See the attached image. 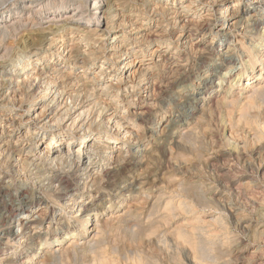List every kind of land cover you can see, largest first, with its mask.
Segmentation results:
<instances>
[{
  "label": "rangeland",
  "instance_id": "rangeland-1",
  "mask_svg": "<svg viewBox=\"0 0 264 264\" xmlns=\"http://www.w3.org/2000/svg\"><path fill=\"white\" fill-rule=\"evenodd\" d=\"M228 1H232V0H220L216 6L212 5L211 7L208 5H199L198 6L199 12L197 11L195 15H190V16L185 15V17H182V16L178 17L176 15L177 12L184 11L185 6L187 5V3H190L191 0H181L180 5H174V6L166 5L164 7H168L169 10L170 8H173V7L174 9L170 11L169 10L167 11V9H164L163 12H160L159 7L161 6V4L160 2H158V0H153V1L151 0L150 1L149 0H141V1L139 0H110L108 5L106 4V7L104 8V10L106 9L104 13L108 14L109 17L113 16L115 18L111 19L109 23L105 22L106 20H104L103 24L99 26V29L101 31L100 30L97 32L94 31L96 27L94 23L86 24L85 22H76L74 25V29H73V30L77 29V33H75V35L77 36V39L75 41H79V39L82 38V35L85 32L86 41H84V43L82 42L83 45L89 42L92 46L91 49L93 47H96L95 51L106 50V52H108L109 50L107 48H112V46L114 45L122 44L123 47L120 48L119 50L114 51L113 56H111L110 60L107 58H103L101 53L100 54L95 53L89 56V55H85L84 51L80 53L77 51H74L73 54H77V53L79 54L78 67L69 66V67L63 68L67 71V73H63V72L57 73L56 70L52 67H48L47 69L44 68L45 63H37L38 58H39V55L37 53L39 51L38 49L37 50L34 49L35 51L32 50L31 53L29 54L30 60L27 61V65L31 69L29 70L25 69L27 70L25 72H27L30 75L31 74L30 72H32V70L34 71L35 69L36 71L34 72V74H31L33 77L35 76V73L39 72V74L38 73L37 74H38V77L40 78L38 79L39 81L37 80L36 84L37 83L38 84L34 86L35 88L33 87L32 89L31 88L28 89L29 84H27L26 92L18 93L17 91H18L19 86L18 84H16L18 83V81L15 80L17 78H13V80L8 81L9 86L11 87L10 89L6 88L7 85H3L6 82H2L0 78V82H1L0 83V114L1 115L4 114L3 116H0V120H1V125H0V142H1L0 143V153H1L0 155V166H1L0 168V186H1L0 193L4 194L6 198L8 197L7 199L5 198L0 204L1 210L2 209L4 210V208L7 210V212L5 213L6 217H4L1 224L4 229H7L9 227L13 229V231H15V233L17 234L18 232L17 225L20 224L19 221L21 219L20 215L26 216L28 214L31 217L29 218L33 219V222L28 223L27 227L26 226L22 227L23 234L25 233V236H26L23 238V240L27 242H25L22 246H20V249H22V251L24 250L23 251L24 254L16 255V258L18 261L19 260L22 261L23 259H26L27 256L28 258L32 257V255H34L37 249L40 248V244L44 243L45 239H49L51 235L49 234L47 235L46 233L48 231L47 230L48 224L51 223L50 226H52V228L54 229L56 226L63 223V220L67 218L65 216V212L66 210L68 211V208H70L69 204H71L72 202L71 199L74 202V200H76L77 197L83 195L84 197L82 196L81 199H84L86 202H88L89 206H93L92 200H95L94 196L101 195V200L96 199V202L100 203L98 208L102 206L108 207L110 206L109 201L110 200L112 201V198H114V195L119 190L120 185L122 187L130 185L129 187L131 189L133 188L132 194L129 196V198L127 197L125 199L122 207H118L117 209H115L114 213H108V214L106 213L103 216L101 215L100 217L101 219L99 220V222L95 219V217H93L94 224L92 225V227H95V223L97 222L102 225L101 227L102 229L100 231V234L96 235L97 237L94 235L96 233V230L93 234L92 233L90 234L91 242L95 244L94 246V244H91L90 242V247L92 248V246H94L95 248L93 250H95L96 247L100 245L99 248H101L102 246L103 249L97 248L98 251L95 250L96 252H94L89 246L87 247V245L82 243V240L83 242L84 240H86V238H84L86 237V235H84L86 234V232H81L80 235H83V236L82 237L79 236V238L78 237L76 238V241L77 242L79 241L78 242L79 245L76 246L77 248L72 247L73 249L76 250L77 256L74 255L73 253V251L75 252V250H71L72 254L70 253L69 251L70 248L68 249L69 253L66 252L62 257H60L59 255L60 251H55L56 255L58 254V257L57 256L53 257V255H50V253H46L47 256H45L46 255L44 252L45 248L41 245L42 247L40 251L41 253L44 254L43 255L40 253L42 255V258L47 257L46 261L48 264H55V263L62 264V260L64 259L63 257L65 256L66 258L64 260L66 259L67 260L63 261V264H103V263L106 264L107 262H108L107 264H113V263L115 264H139V263L153 264L154 261L156 260L158 261V262H155L156 264L158 263L159 264H176V263L177 264H215V263L216 264H264V97H261V95H263L262 92H264V86L263 88L261 87L259 89V91L263 90L261 93L259 92L261 94L260 96H259V93L257 94L258 97L254 93H252L253 89L256 87H259V85L261 84V83L258 84L259 82H262V84L264 85V77L256 81L257 84L254 85L252 90L250 91L248 89L243 90L244 92H246L245 93L246 96L248 97L253 96L252 100H253V103L256 105H254L252 102L251 104H247L248 101L250 102V98L249 99L246 98L247 100H245V98H243L245 97V94L241 99H238V101H231V103L233 102L235 104L232 103L231 105L230 101L226 102L222 98H223V95L228 94V92H230L229 90L232 88V84L231 83L224 84L227 78L219 79L218 77L220 75L218 70H220L222 66L221 65L222 64L221 58H222L224 60V63L225 62L231 63L233 61L236 63L235 64L236 66H233L230 69V72L226 75L232 81L234 77L236 76V73L238 71L241 72V74L239 75L240 81H238L237 85H235V87H237L239 90L237 89L236 91L234 89H231V92L237 93L238 91L241 90L240 88H242L244 85L246 86L247 84L245 81H247L250 78V75L251 76L255 75V79L258 78L259 72L261 71V69L259 68L260 66L255 65L252 71L248 73L247 72L244 73L241 71V63H242L241 61L242 59L246 57L244 49L245 47H248V45L250 44L252 35L257 36V34L259 33L258 32L259 30L255 28L264 27V24H263L264 18L262 16L261 17L259 16V9H260L259 4H256V2L254 3V0H251L250 4L246 1L245 3H243V5L239 7L240 10H243V11L245 10L244 12H246V15L238 18V20H240V23H238L234 27L235 30L231 27H226V26H225L226 27L225 29L220 30V27L222 25H225L224 20L226 19V17L220 18V16H222L223 13L225 12L224 4L227 3ZM155 2H157L159 5L155 4ZM11 3L12 2H9L8 4H11ZM74 3H75L74 7L78 6L76 1H74ZM156 8L159 11L158 13L156 12L157 11ZM205 12L207 13L205 14ZM125 13L126 15H123ZM185 13H188V12L186 11ZM210 13H212L213 15ZM255 13L256 15L254 16L253 14ZM145 15H147L148 17ZM203 15H205V17ZM186 18L187 19L192 18L193 23L197 21V23H195L197 26L195 27L192 24H188V27L186 28L187 30L185 29L183 31L182 33L183 35L180 38L176 39L177 41L176 42L174 41V38H177V37L176 36L173 37V35L175 34L174 26H176V23L178 22L183 24L184 21L182 19H186ZM194 19H195V22H194ZM143 21L146 22L144 25H143ZM158 22L160 23V26ZM198 23L201 25L203 24V26L199 25L198 27ZM128 25H130L131 27L130 26L128 27ZM43 26L47 27L48 25H43ZM60 26H61V23L57 25L55 31H58ZM141 27L142 29L140 30V33L138 36L145 35L147 33V30H149L148 33L146 34V35L149 34L148 35L149 39L145 38V40L143 41L140 47L139 46L136 47V45L135 47L134 46L131 48L128 47V45H126L127 41H129L131 45H134L136 43L135 41L133 42V40L130 41V40L124 39L125 34L130 35L131 33L136 32ZM154 29H155V32H154ZM194 29L195 30L197 29V30L195 31ZM192 32H194L196 36V38L192 40V42L195 41L194 45L190 43L191 40L188 39L187 37V36H190V33ZM33 34L36 35L38 34V32L35 31ZM44 34L46 36L49 35L48 37H50V34L48 32ZM135 35L136 34H134L133 37H138L137 35L136 36ZM40 36L41 35H38V37ZM23 38L26 39L27 41L26 35ZM170 39L171 40L173 39L172 43H170L171 42ZM147 40H150V41L148 42ZM242 41L244 42V45ZM69 42L72 43V41H69ZM22 43L23 42H20V49H21V46L24 47L25 45V44L23 45ZM82 43H81V46H83ZM157 46H160L159 48L160 53L163 51L162 53H165V55L167 56L165 60L158 61L159 59H161V57L159 56V53H157L156 54L157 56H155L153 60L143 62L141 66H139L141 62L137 64L132 63L129 67L130 70H128L132 74V77H130V80L132 81L133 79V82H130V84L132 86H135L136 84L135 92L136 91L140 92L143 90L144 85H145V82L143 81H146L147 76L149 77L153 75V79L154 80L156 79L155 80L156 87L152 88L153 92L152 90L150 92L152 94L151 95L152 97L150 100L146 101V103L148 102V105H149V111L146 114L147 117L145 116L142 119L144 121L140 120L138 117L134 115L133 113L134 110L132 111L131 116H129L128 113L125 112L126 121L128 122L131 120L132 122H134L132 123L133 127H131V131L132 132L135 131L134 133H138L142 137L143 140L145 139L144 141L142 140L141 143L139 142L135 143L134 141L135 138H133L135 135L134 133L129 135L128 133H126L127 130H123V129L120 130L116 126L117 121H121L122 124L125 123L123 122L125 121V119H121L120 117H116V116H119V115L122 116L124 114L122 112H124L123 109H125L126 105H124L122 102H124L123 100L129 97L124 94L132 92L130 88L127 91L119 90L120 93H119V96L117 97L119 101H116V102L113 101L112 98L118 92V90L116 89L117 87H115L116 85L115 81L117 80V77H119L120 75L119 72L121 71L118 69V67L124 64L123 63L124 59H122L123 55L125 56V58H127V61L130 59L128 62L134 61V59H138V57L141 58L142 56L143 58H147L148 60L150 56L146 57V55H140L141 52L146 51L148 47L157 48ZM174 46L178 47L179 49L175 48ZM97 47L98 48L101 47V48L97 50L98 49ZM183 47L184 49L182 50ZM221 47L223 48L222 51H221L222 49ZM69 48L70 47H68V49ZM29 49L27 50L29 51ZM139 49H141V51ZM136 51L138 52L137 56H132L131 54ZM33 52H36V54H34ZM15 55H16V52L14 53L13 56L9 57L7 61H9L11 58L15 59L16 58ZM80 55L82 58L80 57ZM92 55L99 56V59H94ZM71 57L73 56H68L66 59L62 60L65 63V65L71 64L70 62ZM228 66H225V68L227 69ZM225 68L223 67L222 70L226 71ZM110 70H112L115 73L113 74V76L110 75L111 73H113V72H110ZM52 71L57 74V75H55V73L53 74L56 76V77L54 76L55 78L53 77L54 79L48 77V74L53 73ZM138 71L141 73H139ZM18 72L19 71L17 70L15 73H18ZM85 72L87 73V75L83 76L82 74H84ZM151 72H154V73L151 74ZM99 74H103V75L100 77ZM137 74H141V75L138 76ZM162 74H163V77H162ZM200 74H204L203 77H201L203 80H197V77H200ZM8 76L9 75H2L3 79H12L10 78V76L9 77ZM57 76L58 77L60 76L58 80H56ZM138 77H141V78H138ZM48 80L49 82L52 81L53 83V84L51 83L49 87L45 86V82ZM75 81L79 82L78 86H80V89L82 88V95L87 94V91H89L88 94L91 96L84 98L83 103L85 105L83 106V104H79L75 106L76 109L73 108L74 103L71 102V100H69L68 104L70 105V108H72V110L70 111L72 112V114H69L71 115V118L70 116L67 117L65 119V122H67V124L71 123L72 125L74 122V119L76 118V116L78 115L80 111L87 110L88 108L89 110L93 109L94 111L91 117L89 118L90 121L87 120L89 121L88 123L87 121H85V119L83 121H79L77 127L79 125H83L79 127L81 128L80 130L77 129L76 126H75L76 127L75 131L73 132L72 130L68 131V129L65 128V130L68 132L67 134L71 133V134H74L75 136L82 134L83 132L82 127L83 128L85 126L87 127V125H84L87 123V124H91L92 126L91 128L102 126L106 130L105 135H108L107 136L108 138L105 137L104 141L99 140V142L96 141L90 144L88 143L85 145L78 146L80 148L79 157L76 151L77 146L75 145L68 146V139H66L63 142V144L60 145V148L58 149H55L56 143L50 144L52 142L43 141L42 142L43 145L47 142L46 144L48 145V147L46 148V150L50 149L47 152V154L50 155V158L51 157L53 158V156L55 157L57 155H65V156L70 157V159L67 160L68 162L60 164V166L56 165L60 167V169H57V167L53 168L54 163L52 161H49V162L45 161L43 159L44 157L43 155H41L42 156L41 157L39 154L35 153V151H32V149H34V146L36 145V137H37L36 132L44 129V127H41V126H43L45 121L48 122V120L51 119L53 114L55 113H56V115H54L56 117L55 119H57L58 116H60V114L64 115L65 113V110L64 109L62 110L63 108V106H61L62 102L59 101L60 102L59 104L58 101L56 102L53 101V98L57 95L55 91L57 90V88L60 91L62 90L71 91L72 86L75 83ZM220 81H221L222 86L218 85ZM112 82L114 83V87H115V88L113 87L114 89L113 91L112 89H110V86H109ZM83 83L85 84V86ZM205 85L211 87L212 92H208L207 93L208 97H206L205 99L202 98V100L198 102L197 107L192 108L191 104L197 101L196 98L198 96L202 95L203 89H205ZM47 87L49 88V90H52V93H51L52 95L50 94L46 96L44 94L45 88ZM14 88H16V91ZM248 92H251V94ZM35 93L41 96H38L39 98H37V101L34 102L33 104L34 107L30 109L29 113H26L27 112L26 108L30 107L29 99L31 100ZM74 94H76V92H74ZM219 97H220V101H219ZM80 98L82 99V96ZM104 104H106V106ZM161 104L163 105L168 104V106L170 105L171 109L167 112L168 114L166 117V121H164L163 123H160V126L158 128L159 131H157L158 132L157 134V132H153L154 128L152 126L153 125L152 122L158 118L156 114L159 113V110H160L159 106ZM54 107H56L57 112L54 111V113H52L51 108H54ZM115 113H116V116L115 118H113V114ZM118 113L119 115H117ZM201 115L203 116L201 117ZM29 117L30 119L38 118L36 120L37 122H31L29 126L26 125L25 119L28 120ZM5 118H8V119H5ZM55 119L53 118L51 122L56 123L57 120ZM65 122L61 121L60 127H58L59 125L57 127L52 126L53 129L49 131L55 132V131L61 130L63 126L68 128ZM14 127L15 128L19 127L20 129L16 130L14 129ZM10 128L11 129L13 128V129L10 130ZM121 135H123V137ZM123 138L127 139L130 143H124ZM131 138H133L134 140L133 139L131 140ZM147 140H150L152 143L151 151L150 150L146 151L142 149V147H144V145L148 142ZM110 141H114L115 145L116 143H121V145L124 146L122 150L126 152L125 155L128 153L127 156L129 157L126 159L125 162H123V164L121 163L119 165H116L113 169L109 170L110 172L108 171L103 176L104 180L101 183H98L96 187H94L96 190H92L91 192H84V187L87 184L86 181H84L85 180L84 177H86L84 174L87 172L86 170L87 168L85 167H91L93 169L94 168L98 169L99 167L98 163L96 165L94 164L90 165L89 161L98 160L100 162V159H98L99 158L98 156L102 155V150L106 149L104 144ZM46 144L45 146H47ZM46 150L44 149V151ZM154 150L156 151V153ZM44 151H42V153H44ZM68 151L70 153H68ZM103 154L105 156L108 155L107 152ZM115 154H116V151L114 152V155ZM142 154L145 155V158H143ZM136 157L140 159V161L137 162L138 164L134 160ZM18 158L20 160L21 159L23 160L21 161L17 160ZM136 171L141 172V173H137ZM99 173H102V172L99 171ZM31 174H32V177H35L34 183H31V181L26 180L28 179V176H31ZM56 175L58 176L61 175L62 178L57 179ZM167 175L169 178L167 177ZM171 176H174V177H171ZM80 177L81 179L82 178L83 179L82 180L79 179ZM169 179L171 180L169 181ZM139 180H143V181H139ZM137 183L138 184L142 183V184L138 185ZM179 185L181 187L183 185L185 186H183L184 188L183 187L181 188ZM139 189H141V191H139ZM190 190H194L195 193H193L194 191L190 192ZM119 191L121 192L123 190H119ZM23 192L24 193L28 192L27 195H29V197L26 198L27 200H25V197L22 198L24 194ZM162 192L165 193V195L163 194V197H162ZM186 192H189V193H186ZM175 193H177L178 196H175L176 195ZM139 197H141V199H139ZM160 199H163V200H160ZM179 199H180V202H179ZM178 204L179 206L181 204L183 205H181L178 208ZM11 206L15 207L12 209L13 212L16 208L19 209V212L13 215L14 213L11 212L9 208ZM163 207H165V209ZM77 208L79 210L81 206L80 207L75 206L74 210H76ZM173 208L176 210L174 211ZM182 210H184V212L186 213H184ZM169 211L171 212L173 211L174 213H171ZM123 212H126V215L127 214L129 215L126 216L125 213ZM36 213H44V214L46 213L47 215L45 216V218L41 219L39 217L37 218ZM150 214L153 215V217H150L149 216ZM116 215H117V218H116ZM119 215L121 216L119 217ZM170 215H173V216H170ZM161 216H163V218H161L162 220H158V221L155 220L156 217L157 219H160L159 217ZM103 217L107 220H105ZM137 217H138V220L135 219ZM204 217H206L207 219ZM214 217L215 219H213ZM165 218H166V221L168 220L167 222L164 220ZM60 219L62 220V222ZM108 219L109 220L111 219L110 222ZM133 219H135V221ZM152 220L153 221L155 220L153 224H152ZM88 222L89 221L85 222L84 228L88 227ZM138 223H141V224L143 223V225L138 224ZM135 224L136 226L139 225V227L138 226L136 227ZM109 225H110V228H109ZM33 226H40V227L33 228ZM155 226L157 227L159 226V228ZM186 226L187 228H185ZM194 226L196 228H194ZM141 227L142 228L145 227V228L142 229ZM152 227L156 229H153ZM189 227L191 228L188 229ZM205 227L207 228L205 229ZM133 228L136 230H134ZM137 228L142 229V230H139ZM131 229H133L132 230L133 234H131ZM177 229L178 230L181 229V230L178 231ZM196 229L198 231H196ZM134 231H136V233H134ZM139 231H142V232L139 233ZM177 231L181 233H178V235H176ZM103 232H104V235H103ZM149 232L151 234H149ZM153 232H156V233L152 234ZM4 233L6 232L3 231L1 233V237L3 238L5 237ZM194 233L196 234L200 233V234L197 236ZM223 234L224 235L226 234V235L224 236ZM146 235H148L150 238H148V236ZM180 235H181V238L185 242L183 240L180 241L181 239V238L179 239ZM214 235L216 238H214ZM10 237L12 238V239L10 238L9 240V242L11 243L9 242L1 243V248L6 250V254L11 252L12 249L10 250L9 246L13 244L16 240L15 239L16 236L13 235ZM93 237L94 238L96 237L95 238L96 240H94ZM98 237H100L101 239H99ZM196 238H198V240ZM206 238L208 240L211 239L210 240L211 242L208 241ZM87 239L89 240L90 238H87ZM103 239H105V241ZM97 240L99 241V243L96 242ZM101 240H103L104 242L103 241L101 242ZM191 240L193 242H189ZM134 242L136 244H134ZM189 244L191 246H189ZM67 246H64V247H67ZM193 246H195L196 249ZM60 247L61 246H57L56 248V246H54L53 251L55 249L58 250ZM86 247L88 248L89 251L87 250ZM28 248H32V249L27 251ZM197 248L199 249L197 250ZM225 248L227 250H225ZM50 249H52V247ZM90 249L92 251H90ZM193 249H195L194 251L196 250L197 251L194 252ZM102 250H104L105 253L107 254L103 253L104 251L102 252ZM224 250L227 251L228 253L227 252L224 253ZM97 252H98V255H97ZM99 253L101 254L103 253L104 256L108 255L107 257L106 256L105 257L107 259L109 258V260H107L103 256V254L99 255ZM196 253L200 255L198 254L196 255ZM204 253L206 257L204 256ZM92 254L94 255L96 254L97 256L95 255L94 258H92L93 256ZM72 255H74L75 257ZM221 255H223V257ZM100 256L101 257L103 256V257L101 258ZM147 256H149V258L151 259H149ZM112 257H115V258L112 259ZM58 258H61V260L59 261L60 263H58ZM91 258L95 260L92 261ZM97 258L101 259L102 261L101 260L100 262L99 260L97 261L96 260ZM127 258L128 260H126ZM136 259H138V263ZM112 260H114L115 262L114 261L113 263L109 262ZM51 261H55V262L52 263ZM89 261H92L93 263ZM130 261L132 262L130 263Z\"/></svg>",
  "mask_w": 264,
  "mask_h": 264
},
{
  "label": "bare ground",
  "instance_id": "bare-ground-1",
  "mask_svg": "<svg viewBox=\"0 0 264 264\" xmlns=\"http://www.w3.org/2000/svg\"><path fill=\"white\" fill-rule=\"evenodd\" d=\"M74 1H76L77 2V5L78 6H75L74 7V5H75V3H74ZM139 1H141V0H139ZM150 1V0H149ZM151 1H153V0H151ZM197 1H198V3H197ZM220 0H205V1H203V0H191V2L190 3H187V5L185 6V8H184V11H182V12H180V11H175V12H177V16L179 17H185V15H188V16H190V15H195V13H197V11L199 10L198 9V6L199 5H208V6H212V5H217V3L219 2ZM248 2L249 4L251 3V0H232V1H228L227 3H225L224 4V7H225V12L223 13V15L222 16H220V18H224V17H226V19L224 20V23H225V25H222L221 27H220V30H223V29H225L226 27H231V28H233L234 29V27L238 24V23H240V20H238V18L239 17H243L244 15H246V12H244L243 10H240V6L241 5H243V3H245V2ZM9 2H12L11 4H8ZM110 2V0L109 1H107V0H0V78H1V81L2 82H6L5 84H3V85H7V87L6 88H11L10 86H9V83H8V81L9 80H13V78H17V79H15V80H17L18 81V83H16V84H18V86H19V88H18V93H25L26 92V85L27 84H29V88L28 89H32L35 85H37L36 84V82H37V80L40 78V77H38V74H39V72H37V73H35V76L33 77L31 74H34V72L36 71L35 69H34V71L32 70V72H30L31 74L29 75L27 72H25V71H27V70H29V69H31V68H29L28 67V65H27V61H29L30 60V56H29V54L31 53V51L32 50H37L38 49V55H39V58H38V62L37 63H45V65H44V68H48V67H52V68H54L55 70H56V72L58 73V72H63V73H67V71L65 70V69H63V68H66V67H69V66H73V67H78V65H79V54L77 53V54H73V52L74 51H77V52H85V55H91V54H102V57L103 58H107V59H111V56H113V52L114 51H116V50H119L120 48H122L123 47V45L122 44H120V45H114V46H112V44H111V46H112V48H107L109 51L108 52H106V50H103V51H95V48L96 47H93L92 49H91V44L89 43V42H87V44H84L83 45V43H84V41H86L85 40V36H86V34H85V32L83 33V35H82V38H78L79 39V41H75L76 39H77V36L75 35V33H77V29L76 30H73L74 29V25H75V23L76 22H85L86 24H92V23H94V25L96 26L95 27V30L94 31H99L100 29H99V26H101L102 24H103V21L104 20H106L105 22H108L109 23V21L111 20V19H113V18H115V17H113V16H110L109 17V15L108 14H106V13H104V11L106 10H104V8L106 7V4L108 5V3ZM114 2V1H113ZM158 2H160V4H161V6L159 7V9H160V12H163V10L164 9H167V11L169 10V8L168 7H164V6H166V5H180V3H181V0H158ZM162 2V3H161ZM189 2V1H188ZM256 2V4H259L260 5V9H259V16L261 17H263L264 18V0H254V3ZM117 3V2H116ZM121 3V2H120ZM148 3V2H147ZM153 3V2H152ZM155 4H157V5H159L157 2H155ZM248 4V5H249ZM8 5V6H7ZM151 5V4H150ZM149 5V6H150ZM163 5V6H162ZM133 6V5H132ZM148 6V5H147ZM221 6V5H220ZM110 7V6H109ZM113 7V6H112ZM131 7V6H130ZM124 8V7H123ZM135 8V7H134ZM138 8V7H137ZM153 8V7H152ZM143 9V8H142ZM145 9V8H144ZM147 9V8H146ZM149 9V8H148ZM172 9H174V7L173 8H170V10H172ZM212 9V8H211ZM114 10V9H113ZM137 10V9H136ZM156 10H157V8H156ZM169 10V11H170ZM177 10V9H176ZM139 11V10H138ZM144 11V10H143ZM188 12V13H185V12ZM124 12V11H123ZM157 13L159 12L158 10L156 11ZM173 12V11H172ZM174 12V13H175ZM184 12V13H183ZM199 12V11H198ZM212 12V11H211ZM142 13V12H141ZM146 13V12H145ZM207 12H205V14H206ZM208 13H209V11H208ZM120 14V13H119ZM118 14V15H119ZM210 14H212V13H210ZM121 15V14H120ZM123 15H126V13L125 14H123ZM144 15V14H143ZM163 15V14H162ZM213 15V14H212ZM254 16L256 15V13L255 14H253ZM252 15V16H253ZM122 16V15H121ZM139 16V15H138ZM145 16H147V15H145ZM204 17H205V15H203ZM120 17V16H119ZM124 17V16H123ZM148 17V16H147ZM166 17V16H165ZM201 17V16H200ZM215 17V16H214ZM128 18H130V17H128ZM177 18V17H176ZM188 18V17H187ZM186 18V19H187ZM136 19V18H135ZM161 19V18H160ZM182 19L183 21H184V23L182 24V23H180V22H178V23H176V26H174V32H175V34L173 35V37L174 36H176L177 38H174V41H176V39H178V38H180L183 34V31L188 27V24H192L193 26H197L195 23H197V21L195 22V19H194V22L195 23H193V20H192V18L190 19ZM202 19V18H201ZM200 19V20H201ZM208 19V18H207ZM247 19V18H246ZM137 20V19H136ZM135 20V21H136ZM158 20V19H157ZM177 20V19H176ZM175 20V21H176ZM181 20V21H182ZM243 20V19H242ZM129 21H130V19H129ZM145 21V20H144ZM143 21V25L146 23V22H144ZM203 21V20H202ZM247 21V20H246ZM167 22V21H166ZM177 22V21H176ZM199 22V21H198ZM210 22H211V20H210ZM217 22V21H216ZM256 22V21H255ZM61 23V26H60V28H59V30L58 31H55V29H56V27H57V25L58 24H60ZM112 23V22H111ZM128 23V22H127ZM132 23V22H131ZM135 23V22H134ZM159 23V22H158ZM157 23V24H158ZM200 23V22H199ZM198 23V27H199V25H201V24H199ZM246 23V22H245ZM85 24V25H86ZM164 24V23H163ZM223 24V23H222ZM263 24H264V22H263ZM43 25H48L47 27H44ZM221 25V24H220ZM261 25H262V23H261ZM88 26V25H87ZM105 26V25H104ZM130 25H128V27H129ZM134 26V25H133ZM158 26V25H157ZM159 26H160V23H159ZM164 26V25H163ZM201 26H203V24L201 25ZM226 26V27H225ZM91 27V26H90ZM117 27V26H116ZM131 27V26H130ZM138 27V26H137ZM150 27V26H149ZM260 27V26H259ZM167 28H169V27H167ZM94 29V28H93ZM129 29V28H128ZM135 29V28H134ZM142 29V27L141 28H139L136 32H134V33H131L130 35L129 34H125V38L124 39H126V40H130V41H132L133 40V42L135 41V43L136 44H134V45H131V43L129 42V41H127L126 43V45H128V47H135V45H136V47L137 46H141L142 45V43H143V41L145 40V38H147V39H149L148 38V35H146L147 33H148V31L149 30H147V33L145 34V35H141V36H138L139 35V33H140V30ZM156 29V28H155ZM155 29H154V32H155ZM199 29V28H198ZM255 29H258L259 31V33L257 34V36H253L252 35V39H251V42H250V44L248 45V47H245V54H246V57L244 58V59H242V63H241V71L242 72H244V73H248V72H250V71H252L253 69H254V66L255 65H259L260 67V69H261V71L259 72V75H258V78H256L255 79V75L254 76H251L250 75V78L247 80V81H245L246 82V86L244 85L242 88H240L241 90L240 91H238L237 93L236 92H231V89H234V90H236L237 91V87H235V85H237V82L238 81H240V74H241V72L240 71H236L235 73H236V76L234 77V79H233V81L230 79V78H228L226 75L230 72V69L233 67V66H236L235 64V62L233 61V62H231V63H228V62H225L224 63V60L221 58V61H222V66H221V68H220V70H218L219 71V79L221 78V79H223V78H227V80H225L226 82L224 83V84H232V88L229 90L230 92H228V94H225V95H223V98L222 99H224L226 102L228 101H230V103H231V101H238V99H241L243 96H244V94L246 93V92H244L243 90L244 89H248L249 91L250 90H252L253 89V87H254V85H256L257 83H256V81L258 80V79H262L264 76H262V75H264V27H260V28H255ZM261 29V30H260ZM81 30V29H80ZM131 30V29H130ZM136 30V29H135ZM164 30V29H163ZM187 30V29H186ZM195 30V29H194ZM197 30V29H196ZM195 30V31H196ZM235 30V29H234ZM246 30H247V28H246ZM35 31H37L38 32V34H33ZM84 31V30H83ZM101 31V30H100ZM159 31V30H158ZM169 31V30H168ZM171 31V30H170ZM239 31V30H238ZM253 31V30H252ZM26 32V33H25ZM46 32H48L49 34H50V37H48V36H46L44 33H46ZM79 32V31H78ZM142 32V31H141ZM145 32V31H144ZM143 32V33H144ZM152 32V31H151ZM164 32V31H163ZM223 32V31H222ZM81 33V32H80ZM79 33V34H80ZM125 33V32H124ZM142 33V34H143ZM157 33H159V32H157ZM165 33V32H164ZM232 33V32H231ZM237 33V32H236ZM245 33H246V31H245ZM244 33V34H245ZM99 34V33H98ZM123 34V33H122ZM134 34H136L138 37H133V35ZM26 35V37H27V41H26V39H24L23 37ZM38 35H41L40 37H38ZM135 35V36H136ZM233 35V34H232ZM248 35V34H247ZM99 36H101V35H99ZM122 37V36H121ZM188 37V39H190L191 41H190V43H192V45H194L195 43V41H193L192 42V40L193 39H195L196 38V36H195V33L194 32H192V33H190V36H187ZM234 37V36H233ZM256 37V38H255ZM154 38V37H153ZM172 38V37H171ZM199 38V37H198ZM215 39V38H214ZM245 39V38H244ZM99 40V39H98ZM171 40V39H170ZM69 41H72V43H70ZM74 41V42H73ZM104 41V40H103ZM122 41V40H121ZM148 42L150 41V40H147ZM161 41V40H160ZM172 41H173V39L171 40V42L170 43H172ZM20 42H23L22 44L24 45V47H22L21 46V49H20ZM83 42V43H82ZM105 42V41H104ZM177 42V41H176ZM215 42V41H214ZM70 43V44H69ZM81 43H82V45L83 46H81ZM102 43V42H101ZM179 43V42H178ZM231 43V42H230ZM242 43H243V45H244V42L242 41ZM93 44V43H92ZM117 44V43H116ZM125 44V43H124ZM247 45V44H246ZM98 46V45H97ZM148 46H149V44H148ZM169 46V45H168ZM197 46V45H196ZM240 46V45H239ZM68 47H70L69 49H68ZM106 47V46H105ZM108 47H109V45H108ZM175 47V46H174ZM194 47V46H193ZM30 48V49H29ZM98 48V47H97ZM99 48H101V47H99ZM99 48L97 49V50H99ZM160 46H157V48H151V47H148V49L146 50V51H142L141 52V54L140 55H146V57L147 56H150V58H148V60H147V58H143V56L141 57V58H139L138 57V59H134V61H131V62H128L127 61V58H125V56L123 55V57H122V59H124V64L122 65V66H120V67H118V69L119 70H121L120 72H119V77H117V80L115 81V87H117L116 89L118 90V92H117V94L112 98L113 99V101H119V99L117 98L118 96H119V93H120V91L119 90H123V91H127L129 88L132 90V92L131 93H125L124 95H126V96H129V97H127L125 100H123L124 102H122L124 105H126V107H125V109H123L124 110V112H122V113H124L122 116H120L119 115V113L117 114V115H119V116H116V113L115 114H113V118H115V116L116 117H120L121 119H125V112H127L128 113V115L129 116H131V113H132V111H133V113H134V115L136 116V117H138L140 120H142L145 116H146V114H147V112L149 111V105H148V102L146 103V101H148V100H150L151 99V90H152V88H154V87H156V85H155V80L153 79V75L152 76H147L146 77V81H143V82H145V85H144V88H143V90L142 91H140V92H135V86H136V84H135V86H132L131 84H130V82H133V79H132V81L130 80V77H132V74L128 71V70H130V65L133 63H140V65L139 66H141L142 64H143V62H146V61H150V60H153L154 59V57L155 56H157L156 54L157 53H159V56L161 57V59H159L158 61H162V60H165L166 58H167V56L165 55V53H160ZM175 48H178V47H175ZM222 48V47H221ZM27 49H29V51L27 50ZM136 49V48H135ZM179 49V48H178ZM184 49V47L182 48V50ZM197 49V48H196ZM199 49V48H198ZM216 49V48H215ZM240 49H241V47H240ZM34 50V51H35ZM140 51H141V49H139ZM176 50V49H175ZM189 50V49H188ZM188 50H186V51H188ZM223 50V48L221 49V51ZM121 51V50H120ZM174 51V50H173ZM172 51V52H173ZM16 52V58L15 59H10L9 61H7L8 59H9V57H11V56H13L14 55V53ZM171 52V53H172ZM175 52V51H174ZM200 52V51H199ZM34 54H36V52H33ZM189 53V52H188ZM70 54V55H69ZM125 54V53H124ZM129 54V53H128ZM137 54H138V52L136 51V52H133L131 55L132 56H137ZM175 54V53H174ZM187 54V53H186ZM195 54V53H194ZM197 55V54H196ZM68 56H73V57H71V60H70V62H71V64H69V65H65V63L62 61V60H64V59H66ZM93 56V55H92ZM189 56V55H188ZM191 56V55H190ZM225 56V55H224ZM35 57V56H34ZM33 57V58H34ZM80 57H81V55H80ZM204 57V56H203ZM82 58V57H81ZM93 58L94 59H99V56H93ZM92 58V59H93ZM158 58V57H157ZM163 58V59H162ZM234 58V57H233ZM183 59V58H182ZM230 59V58H229ZM101 60V59H100ZM116 60V59H115ZM169 60V59H168ZM185 60V59H184ZM205 60V59H204ZM156 61V60H155ZM167 61V60H166ZM91 62H93V61H91ZM113 62V61H112ZM163 62H165V61H163ZM179 62V61H178ZM177 62V63H178ZM205 62V61H204ZM203 62V63H204ZM258 62V63H257ZM37 63H36V65H37ZM74 63V64H73ZM103 63V62H102ZM152 63H154V62H152ZM168 63V62H167ZM115 64V63H114ZM146 64V63H145ZM182 64V63H181ZM188 64V63H187ZM42 65V64H41ZM101 65V64H100ZM152 65V64H151ZM154 65V64H153ZM229 65V66H228ZM43 66V65H42ZM62 66V67H61ZM114 66V65H113ZM118 66V65H117ZM146 66V65H145ZM145 66H144V68H145ZM168 66H169V64H168ZM176 66V65H175ZM225 66H228V68L226 69L225 68ZM31 67V66H30ZM87 67V66H86ZM104 67V66H103ZM179 67V66H178ZM178 67H177V69H178ZM211 67V66H210ZM216 67V66H215ZM225 68L226 69V71H224V70H222V68ZM240 67V66H239ZM43 68V69H44ZM162 68H163V66H162ZM175 68V67H174ZM191 68V67H190ZM25 69H27V70H25ZM41 69V68H40ZM189 69V68H188ZM258 69V68H257ZM19 71L18 73H15L16 71ZM108 70V69H107ZM132 70V69H131ZM143 70V69H142ZM153 70H154V68H153ZM163 70V69H162ZM169 70V69H168ZM50 71V70H49ZM69 71V70H68ZM145 71H146V69H145ZM144 71V72H145ZM157 71V70H156ZM165 71H166V69H165ZM53 72V71H52ZM70 72V71H69ZM68 72V73H69ZM100 72V71H99ZM109 72V71H108ZM110 72H113L112 70H110ZM133 72V71H132ZM139 72V71H138ZM173 72V71H172ZM186 72V71H185ZM55 72H53L52 74H48V77H50V78H52V79H54L56 76L55 75H57L56 73H55V75H53ZM86 73V72H85ZM82 74L83 76H85V75H87V73L86 74ZM139 73H141V72H139ZM152 73H154V72H151V74ZM60 74V73H59ZM71 74V73H70ZM113 74H115L114 72L113 73H111L110 75L111 76H113ZM134 74H135V72H134ZM144 74V73H143ZM173 74V73H172ZM179 74V73H178ZM243 74V73H242ZM2 75H9L10 76V78H12V79H3V77H2ZM62 75V74H61ZM64 75V74H63ZM103 74H99V76L101 77ZM107 75V74H106ZM109 75V76H110ZM117 75V74H116ZM138 76L139 75H141V74H137ZM157 75V74H156ZM161 75V74H160ZM203 75L204 74H200V77H197V80H203L201 77H203ZM8 76V77H9ZM55 76V77H54ZM96 76V75H95ZM94 76V77H95ZM110 76V77H111ZM118 76V75H117ZM143 76V75H142ZM226 76V77H225ZM231 76V75H230ZM54 77V78H53ZM87 77V76H86ZM156 77H158V76H156ZM162 77H163V74H162ZM161 77V78H162ZM233 77V76H232ZM42 78V77H41ZM58 78H60V76L58 77L57 76V78H56V80H58ZM83 78V77H82ZM99 78V77H98ZM138 78H141V77H138ZM210 78V77H209ZM51 79V80H52ZM145 79V78H144ZM50 80V79H49ZM49 80L48 81H46L45 82V86H48L49 87V85L52 83V81L51 82H49ZM210 80V79H209ZM39 81V80H38ZM134 81H135V79H134ZM206 81V80H205ZM260 81H262V80H260ZM54 82V81H53ZM83 82V81H82ZM137 82V81H136ZM1 83V82H0ZM62 83V82H61ZM78 83L79 82H77V81H75V83L73 84V86H72V90L71 91H67V90H62V91H60L58 88H57V90L55 91V93L57 94L54 98H53V101H58V103L60 104V102H62V105L61 106H63V108H62V110L64 109L65 110V113H64V115L63 114H60V116H58V118L57 119H55L56 117L54 116V115H56V113L55 114H53V116H52V118L51 119H49L48 120V122L47 121H45V123L43 124V126H41V127H44V129L43 130H37L38 132H36L37 133V137H36V145L34 146V149H32V151H35V153H37V154H39L40 156L41 155H43L44 157H43V159L45 160V161H47V162H49V161H52L54 164H53V168L54 167H57V169H60V164H63V163H65V162H68L67 160H69L70 159V157H68V156H65V155H57V156H53V158L51 157L50 158V155L49 154H47V152L50 150V149H47L46 150V148L48 147V145L47 146H45V144L43 145V141H50V142H52V143H50V144H53V143H56V145H55V149H58V148H60V145L61 144H63V142L66 140V139H68V146L69 145H71V146H77V149H76V151H77V154H78V157H79V154H80V148L78 147V146H81V145H85V144H90V143H92V142H96V141H98L99 142V140H101V141H104V139H105V137H107L108 135H105L106 134V130L102 127V126H98V127H96V128H91L92 126H91V124H87L89 121H90V117H91V115H92V113H93V109H91V110H89V108L87 109V110H82V111H80L79 113H78V115L76 116V118L74 119V122H73V124L71 125V123L70 124H67V122H65V119L67 118V117H69L70 116V118H71V115H69V114H72V112H70L71 110H72V108H70V105L68 104V101L69 100H71V102H73L74 104H73V108H75L76 109V107L75 106H77V105H79V104H83V106L85 105L83 102H84V98H87V97H90L91 95H89L88 94V92L89 91H87V94H83L82 95V88L80 89V86H78ZM113 83V82H112ZM110 84L109 86H110V89H112V91L114 90L113 89V87H114V83L113 84ZM138 83V82H137ZM261 83V84H260ZM53 84V83H52ZM63 84V83H62ZM84 84V83H83ZM130 84V85H129ZM139 84H141V83H139ZM139 84H137V85H139ZM204 84V83H203ZM240 84V83H239ZM258 84H260L259 85V87H256V88H254L253 89V92L252 93H254L256 96H257V94L260 92H262V91H259V89L262 87L263 88V84H262V82H259ZM57 85V84H56ZM69 85V84H68ZM161 85V84H160ZM218 85H220V86H222V84H221V81L219 82V84ZM242 85V84H241ZM53 86H55V85H53ZM67 86V85H66ZM82 86V85H81ZM84 86H85V84H84ZM180 86V85H179ZM193 86V85H192ZM195 86V85H194ZM16 87V86H15ZM45 88V95L46 96H48V95H50L51 93H52V90H49V88ZM51 87V86H50ZM114 87V88H115ZM158 87V86H157ZM160 87V86H159ZM35 88V87H34ZM52 88V87H51ZM15 89V91H16V88H14ZM62 89V88H61ZM64 89V88H63ZM107 89V88H106ZM109 89V88H108ZM225 89V88H224ZM12 90V89H11ZM212 90V88L211 87H209V86H206L205 85V89H203V92H202V95L201 96H198L196 99H197V101L196 102H194V103H192L191 104V106H192V108H196L197 107V104H198V102L199 101H201L202 100V98H206V97H208L207 96V93L208 92H212L211 91ZM239 90V89H238ZM8 91V90H7ZM36 91V90H35ZM93 91H94V89H93ZM155 91V90H154ZM217 91V90H216ZM233 91V90H232ZM74 92H76V94H74ZM111 92V91H110ZM152 92H153V90H152ZM156 92H157V90H156ZM4 93V92H3ZM30 93V92H29ZM116 93V92H115ZM219 93V92H218ZM248 93H250L251 94V92H248ZM247 93V94H248ZM259 93V96L261 95ZM263 93V95H264V92H262ZM42 94V93H41ZM111 94V93H110ZM188 94V93H187ZM205 94V95H204ZM224 94V93H223ZM249 94V95H250ZM4 95V94H3ZM31 95H32V93H31ZM52 95V94H51ZM154 95H155V93H154ZM221 95V94H220ZM253 95V94H252ZM263 95H261V97H264ZM12 96V95H11ZM28 96V95H27ZM38 96H41V95H38L37 93H35L34 95H33V98L30 100L29 99V104H30V107L27 109L26 108V113H29V111H30V109L32 108V107H34L33 106V104H34V102H36L37 101V98H39ZM82 96V99L80 98ZM235 96V97H234ZM255 96V97H256ZM19 97V96H18ZM21 97V96H20ZM184 97V96H183ZM233 97V98H232ZM258 97V96H257ZM260 97V98H261ZM7 98H8V96H7ZM27 98V97H26ZM243 98H245V100H247V99H249L250 98V102L248 101V103L247 104H251V102L253 103V100H252V98H253V96L252 97H248V96H246V94H245V97H243ZM247 98V99H246ZM259 98V99H260ZM20 99V98H19ZM98 99V98H97ZM96 99V100H97ZM157 99V98H156ZM172 99V98H171ZM179 99V98H178ZM215 99V98H214ZM262 99V98H261ZM260 99V100H261ZM244 100V99H243ZM244 100V101H245ZM252 100V101H251ZM60 101V102H59ZM121 101V100H120ZM157 101V100H156ZM204 101V100H203ZM219 101H220V97H219ZM154 102V101H153ZM243 102V101H242ZM247 102V101H246ZM92 103V102H91ZM161 103V102H160ZM171 103V102H170ZM233 103V102H232ZM232 103H231V105H232ZM241 103V102H240ZM188 104V103H187ZM233 104H235V103H233ZM254 104V103H253ZM7 105V104H6ZM90 105V104H89ZM88 105V106H89ZM95 105V104H94ZM105 106H106V104H104ZM254 105H256V104H254ZM3 106V105H2ZM14 106V105H13ZM57 106V105H56ZM180 106V105H179ZM228 106V105H227ZM251 106V105H250ZM51 107H52V105H51ZM80 107V106H79ZM203 107V106H202ZM230 107H232V106H230ZM48 108V107H47ZM61 108V107H60ZM83 108V107H82ZM153 108V107H152ZM50 109V108H49ZM52 109V113H54V111L55 112H57V109H56V107H54V108H51ZM85 109V108H84ZM114 109V108H113ZM159 113H157L156 115L158 116V118L156 119V120H154L152 123H153V128H154V130H153V132H157V131H159V126H160V123H163L164 121H166V117H167V112L171 109V107H170V105L168 106V104L167 105H163V104H161L160 106H159ZM80 110V109H79ZM115 111V110H114ZM12 112V111H11ZM117 112V111H116ZM158 112V111H157ZM5 113V112H4ZM59 113V112H58ZM181 113V112H180ZM190 113V112H189ZM200 113V112H199ZM6 114V113H5ZM34 114V113H33ZM46 114V113H45ZM170 114V113H169ZM172 114V113H171ZM182 114V113H181ZM4 114H0V116H3ZM35 115V114H34ZM96 115V114H95ZM190 115V114H189ZM20 116V115H19ZM50 116V115H49ZM198 116V115H197ZM196 116V117H197ZM203 115H201V117H202ZM27 117V116H26ZM37 117H38V115H37ZM98 117V116H97ZM147 117V116H146ZM181 117V116H180ZM10 118V117H9ZM13 118V117H12ZM23 118V117H22ZM46 118V117H45ZM55 119V120H57L56 121V123L54 122V123H52L51 121H52V119ZM96 118V117H95ZM5 119H8V118H5ZM11 119V118H10ZM38 119V118H37ZM36 118H33V119H30V117H29V119L28 120H26L25 119V122H26V125H28L29 126V124L31 123V122H37L36 120H37ZM47 119V118H46ZM85 119V121H87V120H89V121H87V123L86 124H84V125H87V127L85 126L84 128L82 127V130H83V132H82V134H80V135H78V136H75L74 134H67L68 132L65 130V128L66 129H68V131H71L72 130V132L73 131H75V128L77 127V125H78V123H79V121H83ZM111 119V118H110ZM201 119V118H200ZM12 120V119H11ZM96 120V119H95ZM114 120V119H113ZM136 120V119H135ZM193 120V119H192ZM14 121V120H13ZM19 121V120H18ZM61 121L63 122H65L66 124H67V126H68V128L67 127H65V126H63L62 127V129L61 130H58V131H49V130H52L53 129V127L52 126H55V127H57L58 125V127H60V123H61ZM105 121V120H104ZM115 121V120H114ZM139 121V120H138ZM142 121H144V120H142ZM141 121V122H142ZM5 122V121H4ZM123 122H125L124 124H122L121 123V121H117L116 122V126H117V128H119L120 130L121 129H123V130H127L126 131V133H128L129 135L130 134H133L134 132H132L131 131V127H133V124L132 123H134V122H132L131 120L130 121H126V119H125V121H123ZM190 122V121H189ZM196 122V121H195ZM20 123V122H19ZM192 123V122H191ZM190 123V124H191ZM3 124V123H2ZM21 124V123H20ZM35 124V123H34ZM126 124V125H125ZM155 124V125H154ZM0 125H1V120H0ZM96 125V124H95ZM4 126V125H3ZM35 126V125H34ZM76 126V127H75ZM81 126H83V125H79L78 127H77V129H81V128H79V127H81ZM141 126V125H140ZM21 127V126H20ZM94 127V126H93ZM115 127V126H114ZM143 127V126H142ZM190 127H192V126H190ZM161 128V127H160ZM183 128V127H182ZM13 129V128H12ZM11 128H10V130H12ZM14 129H20L19 127H14ZM38 129V128H37ZM55 130V129H54ZM78 130V131H79ZM186 130V129H185ZM25 131V130H24ZM183 131V130H182ZM187 131H188V129H187ZM81 132V131H80ZM125 132V131H124ZM137 132V131H136ZM181 132V131H180ZM12 133V132H11ZM26 133H27V131H26ZM75 133V132H74ZM76 134V133H75ZM123 134V133H122ZM135 135H134V137L133 138H135V140L133 139V138H131V140L133 139L134 141H135V143H137V142H139V143H141V141L143 140L142 139V137L138 134V133H134ZM157 134H158V132H157ZM28 135V134H27ZM120 135V134H119ZM125 135V134H124ZM181 135H183V134H181ZM180 135V136H181ZM122 137H123V135H121ZM152 136V135H151ZM185 136V135H184ZM192 136V135H191ZM197 136V135H196ZM39 137V138H38ZM120 137V136H119ZM121 137V138H122ZM126 137V136H125ZM21 138V137H20ZM29 138V137H28ZM108 138V137H107ZM181 138V137H180ZM179 138V139H180ZM192 138V137H191ZM30 139V138H29ZM154 139V138H153ZM17 140V139H16ZM111 140V139H110ZM130 140V139H129ZM145 140V139H144ZM143 140V141H144ZM178 140V139H177ZM187 140H188V138H187ZM192 140V139H191ZM123 141H124V143H130L127 139H125V138H123ZM148 142L144 145V147H142V149H144V150H146V151H151V149H152V143H151V141L150 140H147ZM150 141V142H149ZM194 141V140H193ZM1 143V142H0ZM49 143V142H48ZM23 144V143H22ZM21 144V145H22ZM17 145V144H16ZM105 145V148L106 149H104V150H102V155H99L98 157V159H100V162L98 161V160H91V161H89V163H90V165L91 164H94V165H96L97 163H98V169L97 168H91V167H85V168H87L86 170H87V172L84 174L86 177H84L85 178V180L84 181H86V185H85V187H84V192H91L92 190H96L94 187H96L97 186V184L98 183H101L104 179H103V176L109 171V170H111V169H113L116 165H119V164H123V162H125L126 161V159L129 157V156H127V154L125 155V153L126 152H124L123 150H122V148L124 147L123 145H121V143H116V145H115V142L114 141H110V142H108V143H106V144H104ZM117 145H118V147H117ZM99 146V145H98ZM126 146V145H125ZM88 147V146H87ZM14 148V147H13ZM16 148V147H15ZM23 148V147H22ZM98 148V147H97ZM157 148V147H156ZM44 149L46 150V151H44ZM87 149V148H86ZM195 149V148H194ZM38 150V151H37ZM54 150V149H53ZM69 150V149H68ZM98 150V149H97ZM197 150V149H196ZM15 151H17V150H15ZM21 151V150H20ZM42 151H44V153H42ZM116 151V154L114 155V152ZM127 151V150H126ZM129 151V150H128ZM155 151V150H154ZM153 151V152H154ZM3 152V151H2ZM30 152V151H29ZM108 153V155H104L103 153ZM179 152H181V151H179ZM50 153V152H49ZM68 153H70L69 151H68ZM145 153V152H144ZM155 153H156V151H155ZM51 154V153H50ZM147 154V153H146ZM150 154V153H149ZM0 155H1V153H0ZM137 155H139V154H137ZM143 155V154H142ZM141 155V156H142ZM3 156V155H2ZM14 156V155H13ZM4 157V156H3ZM42 157V156H41ZM95 158V157H94ZM143 158H145V155H143ZM142 158V159H143ZM150 158V157H149ZM147 159V158H146ZM17 160H20L19 158L17 159ZM21 160H23V159H21ZM20 160V161H21ZM104 160V161H103ZM135 160V162L137 163V162H139L140 161V159L139 158H135L134 159ZM8 162V161H7ZM38 162V161H37ZM76 162V161H75ZM148 163V162H147ZM74 164V163H73ZM126 164V163H125ZM138 164V163H137ZM3 165V164H2ZM51 165V164H50ZM56 165H59V166H56ZM79 165V164H78ZM134 165V164H133ZM44 167V166H43ZM51 167V166H50ZM0 168H1V166H0ZM67 168V167H66ZM65 169V168H64ZM32 170V169H31ZM54 170V169H53ZM73 170V169H72ZM22 171V170H21ZM55 171V170H54ZM99 171L100 172H102V173H99ZM114 171V170H113ZM13 172V171H12ZM33 172V171H32ZM50 172V171H49ZM83 172V171H82ZM110 172V171H109ZM137 172V171H136ZM21 173V172H20ZM113 173V172H112ZM133 173V172H132ZM137 173H141V172H137ZM136 173V174H137ZM22 174V173H21ZM61 174V173H60ZM111 174V173H110ZM2 175V174H1ZM26 175H27V173H26ZM57 176V179L58 178H62V176L60 175V176H58V175H56ZM121 176V175H120ZM119 176V177H120ZM71 177V176H70ZM106 177V176H105ZM167 177H168V175H167ZM171 177H174V176H171ZM179 177V176H178ZM181 177V176H180ZM34 178L35 177H32V174H31V176H28V179H26V180H29V181H31V183H34ZM138 178V177H137ZM139 178H141V177H139ZM166 178V177H165ZM169 178V177H168ZM74 179V178H73ZM79 179H81V177L79 178ZM83 179V178H82ZM81 179V180H82ZM110 179V178H109ZM172 179V178H171ZM171 179H169V181L171 180ZM179 180V179H178ZM77 181V180H76ZM84 181H82V182H84ZM118 181V180H117ZM122 181V180H121ZM129 181V180H128ZM139 181H143V180H139ZM173 181V180H172ZM81 182V183H82ZM109 182V181H108ZM131 182V181H130ZM138 182V181H137ZM57 183V182H56ZM66 183V182H65ZM170 183V182H169ZM174 183V182H173ZM183 183V182H182ZM71 184V183H70ZM110 184V183H109ZM138 184V183H137ZM139 184H142V183H139ZM138 184V185H139ZM185 184V183H184ZM106 185V184H105ZM112 185V184H111ZM137 185V186H138ZM202 185V184H201ZM55 186V185H54ZM84 186V185H83ZM130 186V185H129ZM129 186H125V187H122L121 185H120V188H119V190H123V191H117L116 192V194L114 195V198H112V201L110 200L109 201V203H110V206H105V207H100V208H98L99 207V205H100V203H97L96 202V199L97 200H101V195H96V196H94L93 198L95 199V200H92L93 201V206H89V204H88V202H86L84 199H81L82 198V196H79V197H77L76 198V200H74V202H73V200L71 199V204H69L70 205V208H68V211L66 210V212H65V216L67 217L66 219H64L63 220V223H61L60 225H58V226H56L54 229L52 228V226H50V224H48V226H47V235L49 234V235H51L50 237H49V239H45L44 240V243H42V244H40V248L39 249H37V251L34 253V255H32V257H30V258H28V256H27V258L26 259H23L22 260V258H21V260L22 261H18L17 260V258H16V255L18 254V255H21V254H24L23 253V251H22V249H20V246H22L25 242H27V241H24L23 240V238L24 237H26L25 236V233L23 234V231H22V227L24 226H26L27 227V225H28V223H32L33 222V219H30L31 217L27 214L26 216H21L20 215V224H18L17 225V228H18V232H17V234L15 233V231H13V229H11V228H7V229H4L3 228V226H2V221H3V219H4V217H6V212H7V210L4 208V210L2 209H0V264H48L47 263V261H46V258L47 257H45V258H42V255L41 254H43V253H41V251H40V249H41V247L43 246L44 248H45V250H44V252H45V254L46 253H50V255H53V257L54 256H57L58 257V254L56 255V252L55 251H60V253H59V255H60V257H62L66 252H68L69 253V251H70V253L72 252L71 250H75V249H73V248H77L76 246L77 245H79L78 244V242L76 241V238L78 237L79 238V236H83V235H80V233L81 232H86V234H84V235H86V237H84V238H86V240H84V242H83V240H82V243H84L85 245H87V247L89 246L90 247V242H91V233L93 234L94 232H95V230H96V233L94 234L95 236L96 235H99L100 234V231H101V227H102V225L101 224H99V223H95V227H92V225L94 224L93 223V217H95V219L99 222V220L101 219L100 217H101V215L103 216V215H105L106 213L108 214V213H114V210L115 209H117L118 207H122L123 206V204H124V201H125V199L128 197L129 198V196L132 194V191H133V188L131 189ZM133 186V185H132ZM180 186V185H179ZM178 186V187H179ZM183 186H185V185H183ZM182 186V187H183ZM192 186H194V185H192ZM191 186V187H192ZM1 187V186H0ZM33 187H34V185H33ZM111 187H113V186H111ZM181 187V186H180ZM181 187V188H182ZM50 188H51V186H50ZM62 188V187H61ZM98 188V187H97ZM174 188V187H173ZM184 188V187H183ZM193 188V187H192ZM200 189V188H199ZM33 190V189H32ZM195 190V189H194ZM194 190H190V192L191 191H194ZM17 191V190H16ZM48 191V190H47ZM139 191H141V189H139ZM46 192V191H45ZM49 192V191H48ZM108 192V191H107ZM184 192V191H183ZM8 193V192H7ZM24 193V192H23ZM28 193V192H27ZM27 193H24L23 194V197L22 198H24L25 197V200H27L26 198H28L29 197V195H27ZM98 193V192H97ZM101 193V192H100ZM178 193V192H177ZM177 193H175L176 195L175 196H178L177 195ZM186 193H189V192H186ZM193 193H195V191L193 192ZM107 194V193H106ZM114 194V193H113ZM163 194L165 195V193H163L162 192V197H163ZM179 194V193H178ZM192 194V193H191ZM112 195V194H111ZM134 195V194H133ZM132 195V196H133ZM186 195V194H185ZM196 195V194H195ZM9 196V195H8ZM93 196V195H92ZM106 196V195H105ZM174 196V197H175ZM183 196V195H182ZM12 197V196H11ZM37 197V196H36ZM84 197V196H83ZM110 197V196H109ZM171 197V196H170ZM173 197V198H174ZM184 197H186V196H184ZM6 198V196L4 195V194H1L0 193V204L2 203V201L4 200ZM8 198V197H7ZM6 198V199H7ZM31 198V197H30ZM68 198V197H67ZM72 198V197H71ZM135 198V197H134ZM178 198V197H177ZM91 199V198H90ZM139 199H141V197H139ZM199 199V198H198ZM159 200V199H158ZM160 200H163V199H160ZM169 200V199H168ZM55 201V200H54ZM89 201V200H88ZM167 201V200H166ZM176 201V200H175ZM51 202H53V201H51ZM96 202V203H95ZM158 202V201H157ZM171 202H172V200H171ZM174 202V201H173ZM179 202H180V199H179ZM35 203V202H34ZM82 203V204H81ZM103 203V202H102ZM176 203V202H175ZM189 203V202H188ZM191 203V202H190ZM48 204V203H47ZM81 204V205H80ZM98 204V205H97ZM160 204V203H159ZM210 204V203H209ZM158 205V204H157ZM156 205V206H157ZM177 205V204H176ZM181 205H183V204H181ZM180 205V206H181ZM189 205V204H188ZM191 205V204H190ZM14 206V205H13ZM13 206H11V207H9L10 208V211L11 212H13V208H15V207H13ZM54 206V205H53ZM75 206H78V207H80L81 206V208L78 210V208L76 209V210H74L75 209ZM94 206H96V207H94ZM168 206V205H167ZM179 206V204H178V208L180 207ZM198 206V205H197ZM48 207H49V205H48ZM133 207V206H132ZM152 207V206H151ZM158 207V206H157ZM166 207V206H165ZM165 207H163L164 209H165ZM173 207V206H172ZM171 207V208H172ZM33 208V207H32ZM46 208V207H45ZM108 208V209H107ZM182 208V207H181ZM59 209V208H58ZM63 209V208H62ZM127 209V208H126ZM129 209V208H128ZM131 209V208H130ZM151 209V208H150ZM158 209V208H157ZM33 210V209H32ZM154 210V209H153ZM156 210V209H155ZM159 210V209H158ZM167 210V209H166ZM173 210L175 211L176 209H174L173 208ZM47 211V210H46ZM151 211V210H150ZM162 211H163V209H162ZM183 212H184V210H182ZM201 211V210H200ZM19 212V209L18 208H16L15 210H14V214L13 215H15V214H17ZM61 212V211H60ZM152 212V211H151ZM150 212V213H151ZM160 212V211H159ZM169 212H171V211H169ZM31 213V212H30ZM83 213H85V214H83ZM123 213H125V215H126V212H123ZM132 213V212H131ZM149 213V212H148ZM147 213V214H148ZM165 213V212H164ZM166 213H168V212H166ZM171 213H174L173 211L171 212ZM184 213H186V212H184ZM9 214V213H8ZM21 214V213H20ZM117 214V213H116ZM121 214V213H120ZM133 214V213H132ZM135 214V213H134ZM152 214V213H151ZM149 215L150 217H153V215ZM157 214V213H156ZM156 214H154V215H156ZM160 214V213H159ZM162 214V213H161ZM11 215V214H10ZM47 214L45 213H36V216H37V218L39 217V218H41V219H43V218H45V216H46ZM112 215V214H111ZM110 215V216H111ZM123 215V214H122ZM127 215H129V214H127ZM126 215V216H127ZM165 215V214H164ZM163 215V216H164ZM175 215V214H174ZM209 215V214H208ZM18 216V215H17ZM121 215H119V217H120ZM126 216H125V218H126ZM131 216V215H130ZM130 216H128V217H130ZM159 216V215H158ZM163 216H161V217H159L160 219H157V217H156V219L155 220H162L161 218H163ZM167 216H169V215H167ZM170 216H173V215H170ZM215 216V215H214ZM12 217V216H11ZM30 217V218H29ZM115 217V216H114ZM132 217V216H131ZM136 217V216H135ZM165 217V216H164ZM175 217V216H174ZM200 217H201V215H200ZM199 217V218H200ZM13 218V217H12ZM58 218V217H57ZM104 218V217H103ZM107 218V217H106ZM112 218V217H111ZM116 218H117V215H116ZM133 218V217H132ZM143 218V217H142ZM172 218V217H171ZM170 218V219H171ZM197 218H198V216H197ZM196 218V219H197ZM204 218H206V217H204ZM203 218V219H204ZM222 218V217H221ZM63 219V218H62ZM105 219V218H104ZM103 219V220H104ZM128 219V218H127ZM135 219H137L138 220V217L137 218H135ZM135 219H133L134 221H135ZM147 219V218H146ZM153 219V218H152ZM168 219H169V217H168ZM207 219V218H206ZM211 219V218H210ZM213 219H215V217L213 218ZM10 220V219H9ZM53 220V219H52ZM58 220V219H57ZM61 220V219H60ZM92 220V221H91ZM105 220H107V219H105ZM109 220V219H108ZM111 220V219H110ZM110 220H109V222H110ZM122 220V219H121ZM125 220V219H124ZM154 220V221H155ZM165 221H166V218L164 219ZM163 220V221H164ZM47 221H48V219H47ZM59 221V220H58ZM87 221H89L88 222V227H85L84 228V225H85V222H87ZM115 221V220H114ZM151 221V220H150ZM153 220H152V224H153V222H154ZM168 221V220H167ZM166 221V222H167ZM171 221V220H170ZM16 222H17V220H16ZM57 222V221H56ZM61 222H62V220H61ZM112 222V221H111ZM137 222V221H136ZM139 222H141V221H139ZM160 222H162V221H160ZM194 222V221H193ZM102 223V222H101ZM145 223V222H144ZM198 223V222H197ZM205 223H207V222H205ZM46 224V223H45ZM103 224V223H102ZM138 224H141V223H138ZM147 224V223H146ZM149 224V223H148ZM151 224V225H152ZM157 224V223H156ZM161 224V223H160ZM218 224V223H217ZM47 225V224H46ZM106 225H108V224H106ZM141 225H143V223L141 224ZM145 225V224H144ZM224 225V224H223ZM135 226H136V224H135ZM138 227H139V225H137ZM136 226V227H137ZM35 227H40V226H33V228H35ZM136 227H134V228H136ZM147 227H148V225H147ZM155 227H157V226H155ZM209 227V226H208ZM213 227V226H212ZM216 227V226H215ZM82 228H84V229H82ZM105 228H107V227H105ZM109 228H110V225H109ZM133 228V229H134ZM142 228V227H141ZM143 228H145V227H143ZM142 228V229H143ZM153 229H156V228H154V227H152ZM157 228H159V226L157 227ZM173 228V227H172ZM181 228V227H180ZM182 228H183V226H182ZM185 228H187V226L185 227ZM191 227H189L188 229H190ZM194 228H196L195 226H194ZM200 228V227H199ZM201 228H202V226H201ZM207 227H205V229H206ZM210 228V227H209ZM29 229V228H28ZM38 229V228H37ZM82 229V230H81ZM133 229H131V234H133L132 233V230ZM137 229H139V228H137ZM142 229H139V230H142ZM198 229V228H197ZM196 229V231H198ZM31 230V229H30ZM134 230H136V229H134ZM145 230V229H144ZM178 230V229H177ZM179 230H181V229H179ZM178 230V231H179ZM192 230V229H191ZM222 230V229H221ZM220 230V231H221ZM263 230V229H262ZM6 232V233H4L5 234V237L3 238V237H1V233L2 232ZM20 231V232H19ZM36 231V230H35ZM109 231V230H108ZM159 231V230H158ZM157 231V232H158ZM177 231V234L176 235H178V233H181V232H178ZM190 231V230H189ZM194 231V230H193ZM106 232V231H105ZM130 232V231H129ZM138 232V231H137ZM142 231H139V233H141ZM150 232H152V231H150ZM149 232V234H151ZM160 232V231H159ZM169 232V231H168ZM176 232V231H175ZM203 232V231H202ZM213 232V231H212ZM219 232V231H218ZM225 232V231H224ZM32 233V232H31ZM34 233V232H33ZM39 233V232H38ZM102 233V232H101ZM134 233H136V231H134ZM138 233V234H139ZM156 232H153L152 234H155ZM167 233V232H166ZM174 233V232H173ZM183 233V232H182ZM207 233V232H206ZM16 234V235H15ZM130 234V233H129ZM130 234V235H131ZM148 234V233H147ZM148 234V235H149ZM164 234V233H163ZM194 234H196V233H194ZM200 233H198V234H196L197 236L199 235ZM16 236V240H15V242L13 243V244H11L10 246H9V248H10V250H11V252H9L8 254H6V250L5 249H2L1 248V243H7V242H9V240H10V236ZM89 235H90V237H89ZM103 235H104V232H103ZM137 235V234H136ZM145 235V234H144ZM148 235H146V236H148ZM157 235V234H156ZM159 235V234H158ZM173 235V234H172ZM175 235V236H176ZM224 235V234H223ZM226 235V234H225ZM224 235V236H225ZM132 236V235H131ZM150 236V235H149ZM148 236V238H150ZM160 236V235H159ZM165 236V235H164ZM163 236V237H164ZM205 236H207V235H205ZM222 236V235H221ZM229 236V235H228ZM97 237V236H96ZM95 237V238H96ZM139 237V236H138ZM157 237V236H156ZM178 237V236H177ZM38 238V237H37ZM83 238V239H84ZM87 238H90L89 240L87 239ZM94 238V237H93ZM94 238V240H96ZM99 239H101L100 237H98ZM105 238V237H104ZM158 238V237H157ZM156 238V239H157ZM161 238H162V236H161ZM160 238V239H161ZM166 238V237H165ZM181 238V235L179 236V239ZM185 238V237H184ZM213 238V237H212ZM214 238H216L215 237V235H214ZM232 238V237H231ZM12 239V238H11ZM132 239V238H131ZM188 239V238H187ZM197 240H198V238H196ZM199 239H201V238H199ZM207 239V238H206ZM27 240H28V238H27ZM38 240V239H37ZM36 240V241H37ZM104 241H105V239H103ZM103 240H101V242L103 241ZM130 240V239H129ZM181 240H183L182 238L180 239V241ZM193 240V239H192ZM189 241V242H193V241ZM195 240V239H194ZM208 240V239H207ZM211 240V239H210ZM210 240H208V241H210ZM93 241V240H92ZM103 241V242H104ZM139 241V240H138ZM158 241V240H157ZM160 241V240H159ZM176 241H178V240H176ZM184 241V240H183ZM188 241V240H187ZM218 241V240H217ZM240 241V240H239ZM29 242V241H28ZM32 242V241H31ZM97 243H99V241L97 240L96 241ZM163 242V241H162ZM185 242V241H184ZM197 242V241H196ZM211 242V241H210ZM215 242V241H214ZM223 242V241H222ZM228 242V241H227ZM235 242V241H234ZM9 243H11V242H9ZM68 243V244H67ZM198 243H199V241H198ZM219 243V242H218ZM226 243V242H225ZM233 243V242H232ZM65 244H67V245H65ZM91 244H94V243H92L91 242ZM134 244H136L135 242H134ZM188 244V243H187ZM194 244H195V242H194ZM214 244V243H213ZM227 244V243H226ZM34 245V244H33ZM42 245V246H41ZM132 245V244H131ZM208 245H210V244H208ZM224 245V244H223ZM54 246H56V248H57V246H61L58 250H54L53 251V247ZM64 246H67V247H64ZM81 246V245H80ZM94 246H95V244H94ZM94 246H92V250L95 248ZM100 246V245H99ZM99 246L98 247H96V249L95 250H97V248H99ZM104 246V245H103ZM130 246V245H129ZM189 246H191L190 244H189ZM196 246H197V244H196ZM236 246V245H235ZM52 247V249H50ZM73 247V248H72ZM86 247V248H87ZM116 247V246H115ZM194 248H195V246H193ZM192 247V248H193ZM213 247V246H212ZM222 247H224V246H222ZM230 247V246H229ZM242 247V246H241ZM70 248V250L68 251V249ZM101 248H102V246H101ZM101 248H99V249H101ZM139 248V247H138ZM200 248V247H199ZM199 248H197V250L199 249ZM210 248V247H209ZM32 248H28L27 249V251L28 250H31ZM43 249V248H42ZM90 249V251H92ZM103 249V248H102ZM113 249V248H112ZM196 249V248H195ZM195 249H193V251L195 250ZM213 249H215V248H213ZM232 249V248H231ZM26 250V249H25ZM78 250V249H77ZM79 250H80V248H79ZM87 250H88V248H87ZM95 250H93L94 252H96ZM139 250V249H138ZM196 250V251H197ZM202 250V249H201ZM219 250H220V248H219ZM225 250H227L226 248H225ZM224 250V253L225 252H227V251H225ZM22 251V252H21ZM43 251V250H42ZM89 251V250H88ZM87 251V252H88ZM98 251V250H97ZM104 250H102V252H103ZM114 251V250H113ZM136 251V250H135ZM196 251H194V252H196ZM93 252V253H94ZM107 252V251H106ZM110 252V251H109ZM119 252H121V251H119ZM211 252H213V251H211ZM41 253V254H40ZM58 253V252H57ZM73 253H74V255H76L77 256V254H76V250H75V252L73 251ZM103 253H105V251L103 252ZM102 253V254H103ZM114 253H116V252H114ZM137 253H138V251H137ZM157 253V252H156ZM210 253V252H209ZM223 253V254H224ZM228 253V252H227ZM226 253V254H227ZM240 253V252H239ZM251 253V252H250ZM72 254V253H71ZM101 253H99V255H102ZM105 254H107V253H105ZM109 254V253H108ZM118 254V253H117ZM135 254H136V252H135ZM198 253H196V255H197ZM213 254V253H212ZM231 254V253H230ZM229 254V255H230ZM248 254V253H247ZM252 254V253H251ZM44 255V254H43ZM74 255H72V256H74ZM79 255V254H78ZM93 256H92V258H94V256L96 255H94V254H92ZM97 255H98V252H97ZM96 255V256H97ZM129 255V254H128ZM198 255H200V254H198ZM210 255V254H209ZM209 255H207V256H209ZM215 255V254H214ZM225 255V254H224ZM45 256H47V254L45 255ZM71 256V257H72ZM91 256V255H90ZM103 256H104V254H103ZM102 256V257H103ZM106 257L108 256V255H105ZM104 256V257H105ZM110 256V255H109ZM125 256V255H124ZM137 256H138V254H137ZM142 256V255H141ZM143 256H145V255H143ZM204 256H205V253H204ZM203 256V257H204ZM216 256V255H215ZM222 257H223V255H221ZM240 256V255H239ZM244 256V255H243ZM250 256V255H249ZM52 257V258H53ZM75 257V256H74ZM101 257V256H100ZM101 257V258H102ZM105 257V258H106ZM111 257V256H110ZM131 257V256H130ZM148 258H149V256H147ZM206 257V256H205ZM51 258V257H50ZM64 259L66 258V256L65 257H63ZM62 258V259H63ZM68 258V257H67ZM91 258V260L93 261V260H95V259H92ZM99 258V257H98ZM96 259L97 261L99 260V262H100V260L101 259ZM104 258V259H105ZM113 258H115V257H112V259ZM120 258H122V257H120ZM129 258V257H128ZM128 258L126 259V260H128ZM144 258H146V257H144ZM153 258V257H152ZM197 258H198V256H197ZM199 258H200V256H199ZM201 258H202V256H201ZM219 258V257H218ZM62 260V264H63V261H66V260ZM76 259V258H75ZM107 259V258H106ZM105 259V260H106ZM116 259H117V257H116ZM149 259H151V258H149ZM206 259V258H205ZM207 259H208V257H207ZM231 259V258H230ZM53 260V259H52ZM56 260V259H55ZM61 260V258H58V263H60L59 261ZM105 260H104V262H105ZM107 260H109V258L107 259ZM130 260V259H129ZM200 260V259H199ZM203 260V259H202ZM74 261V260H73ZM92 261H89V262H91V263H93ZM102 261V260H101ZM113 261L114 260H112V261H109V262H112L113 263ZM135 261V260H134ZM136 261H137V263H138V259H136ZM177 261V260H176ZM49 262V261H48ZM52 263L53 262H55V261H51ZM57 262V261H56ZM87 262V261H86ZM95 262V261H94ZM115 262V261H114ZM129 262V261H128ZM132 261H130V263H131ZM144 262H146V261H144ZM149 262V261H148ZM155 262H158L157 260L156 261H154V263ZM197 262V261H196ZM203 262V261H202ZM232 262V261H231ZM255 262V261H254ZM98 263V262H97ZM108 263V262H107ZM106 263V264H107ZM124 263V262H123ZM143 263V262H142ZM151 263H152V261H151ZM153 263V264H154ZM233 263V262H232ZM245 263V262H244ZM56 264V263H55ZM104 264V263H103ZM113 264H115V263H113ZM139 264H141V263H139ZM146 264V263H145ZM150 264V263H149ZM156 264V263H155ZM159 264V263H158ZM177 264V263H176ZM216 264V263H215Z\"/></svg>",
  "mask_w": 264,
  "mask_h": 264
}]
</instances>
